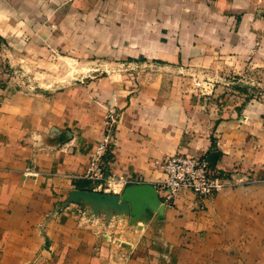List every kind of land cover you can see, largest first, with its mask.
<instances>
[{"label":"crops","instance_id":"0c3cea01","mask_svg":"<svg viewBox=\"0 0 264 264\" xmlns=\"http://www.w3.org/2000/svg\"><path fill=\"white\" fill-rule=\"evenodd\" d=\"M259 7L0 0V40L20 61L83 53L110 68L64 86L0 66V264H264V185L250 178L264 176L261 117L243 114L222 84L194 95L180 76L218 72L222 54L263 32ZM106 135L111 179L99 187L85 174ZM172 154H216L227 186L167 201L159 163ZM99 202L117 205L118 218H89Z\"/></svg>","mask_w":264,"mask_h":264},{"label":"rangeland","instance_id":"374dc122","mask_svg":"<svg viewBox=\"0 0 264 264\" xmlns=\"http://www.w3.org/2000/svg\"><path fill=\"white\" fill-rule=\"evenodd\" d=\"M255 12L258 17H264V8H255ZM256 28L260 29V35L256 33L255 38L243 45L241 50L237 52L235 49H228L227 53L222 54L223 57L219 59L220 70L218 72L196 71L195 73H183L180 76L185 79H191L192 89H194L192 94L194 95L212 96L214 94V85L212 84H222L223 86L218 92L222 95L234 94L238 97L240 111L243 114L251 112L258 114L261 120L256 121V123L259 122L260 125H263L264 39H262V35L264 30L262 32L263 26L260 24ZM231 56H234V58L232 59ZM90 60L95 61V64H92V66L87 64ZM105 64L107 63L103 62L101 58L88 57L83 53H80L79 56H72L63 52L51 57L47 56L42 61L35 60V58L30 61H20V58L12 56L7 43L0 40V66L6 68L12 65L18 71L19 77H21L20 74L23 71L27 72L31 84H58L65 86L73 82L83 83L87 79H93L92 75L96 77L104 75L110 69ZM159 73L164 74L162 72ZM185 82L186 80L183 81V83ZM247 123L250 122L247 121ZM250 178L257 181V184L264 185V176H260L258 180L253 176ZM84 207L86 209L89 208L86 203H84ZM93 207H95L94 213L92 212L93 208L88 211V217H91V219L97 217L109 223L114 221V218H118V208L115 204L99 202ZM127 211L128 213L130 212L129 210ZM96 213L98 214L97 216ZM255 261V264H262V258H258Z\"/></svg>","mask_w":264,"mask_h":264},{"label":"built area","instance_id":"2783aa9c","mask_svg":"<svg viewBox=\"0 0 264 264\" xmlns=\"http://www.w3.org/2000/svg\"><path fill=\"white\" fill-rule=\"evenodd\" d=\"M113 110L108 121L113 119ZM218 144V142H217ZM110 149V136L101 138L89 153L85 177L99 187L110 182L107 174L106 156ZM165 178L159 187L166 191L167 201H173L178 194L189 191L199 197H211L226 185L225 180L214 169L209 156L172 154L159 163Z\"/></svg>","mask_w":264,"mask_h":264},{"label":"water","instance_id":"95a60500","mask_svg":"<svg viewBox=\"0 0 264 264\" xmlns=\"http://www.w3.org/2000/svg\"><path fill=\"white\" fill-rule=\"evenodd\" d=\"M215 156H216V154H210L209 155V160H210L211 164H214V162H215ZM96 205H97V203L95 204V206ZM94 209H95V207H94Z\"/></svg>","mask_w":264,"mask_h":264}]
</instances>
